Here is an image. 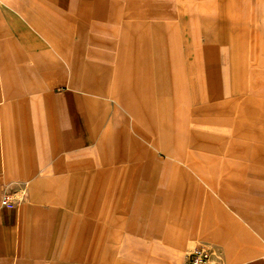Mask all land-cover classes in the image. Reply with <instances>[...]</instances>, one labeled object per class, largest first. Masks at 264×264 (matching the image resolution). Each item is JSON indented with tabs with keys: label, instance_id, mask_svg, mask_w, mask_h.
Instances as JSON below:
<instances>
[{
	"label": "crops",
	"instance_id": "1",
	"mask_svg": "<svg viewBox=\"0 0 264 264\" xmlns=\"http://www.w3.org/2000/svg\"><path fill=\"white\" fill-rule=\"evenodd\" d=\"M95 2L90 16L85 9L74 16L63 14L49 28H40L41 35L31 29L22 32L18 21H2L0 16V264H106V246H102L106 227L100 222L105 218L102 175L121 169L136 173L147 167V160L142 162L138 153L144 151L148 157V149L132 139L129 129L147 138L154 119L152 93L171 94L167 82L164 88L147 73V69L161 70L168 77L169 63L180 61L165 52L154 53L153 26L162 28L166 23L159 20L166 6L156 3L151 10L141 11L140 18H132L133 12H129L124 32L114 34L119 40L108 43L103 32L118 4ZM53 9L55 18L57 10ZM213 22L228 24L224 19ZM87 23L102 33H89ZM63 24L75 27L77 34L73 36L72 31L63 38L57 31ZM206 36L209 47L216 49L214 42L230 34L208 32ZM201 46L189 50V57L182 60L188 65L190 88L207 107H229L233 99L219 97L246 88L235 82L245 76L239 73V59L219 58L215 51ZM141 65L143 77L139 75ZM58 86L65 88L63 94L56 92ZM167 102L170 104V97L161 101L163 105ZM257 103L263 104L247 94L239 104L252 109L251 104ZM166 116L162 123L168 126L171 118ZM93 124L96 126L91 128ZM189 140L192 148L186 157L194 169L207 172L220 164L215 178L206 180L220 188L223 204L214 209L218 204L210 199L208 228L197 229L196 217L191 215L184 216L177 237L147 230L144 246L135 241L124 247L122 253L128 255L122 264H183L189 252L183 254V249L197 239L218 247L225 264H264V130L253 145L229 139L225 155L220 157H208L204 152L219 150L221 140L195 132ZM128 142L136 152L131 157L134 161L126 167L113 166V157L120 161ZM164 149L169 152L168 147ZM76 156L81 158L80 166L74 163ZM75 171L86 179L82 184L85 192L76 201ZM249 172L260 181L251 182ZM24 181L29 182L30 196L20 203L17 191ZM6 193H11V202L5 205L1 200ZM75 206L79 214H75Z\"/></svg>",
	"mask_w": 264,
	"mask_h": 264
},
{
	"label": "rangeland",
	"instance_id": "2",
	"mask_svg": "<svg viewBox=\"0 0 264 264\" xmlns=\"http://www.w3.org/2000/svg\"><path fill=\"white\" fill-rule=\"evenodd\" d=\"M95 1L0 0V16L2 21H10V19L13 22L18 21L22 32L27 31L28 33V30L31 29L35 34L41 35L40 28H49L52 26V22L55 20L58 22L57 19L63 14L71 16L80 9H85L90 16L96 5ZM106 1L109 3L116 1L118 4L116 15L106 21L107 28L103 32L109 39L108 43L115 38L119 40V37L114 34L122 33L125 28L123 24L131 16L129 12H133L132 18H140L141 11L151 10L156 6V3H164L165 14L159 20L166 23H163L162 28L153 26L154 53L165 52L171 59L180 60L169 63L171 71L168 77L165 71L153 70L152 72L147 69L151 81L154 82L156 78L155 83L161 82L164 88L167 82L171 93H152L154 119L150 126L151 133L147 134V138L138 135L137 131H133V128L129 129L132 139L142 142L148 149V157L144 151L138 153L142 157L140 158L142 162L147 160V167L144 166L136 173L125 169H121L122 171L116 169L117 172L108 170L102 175L105 218H102L100 222L106 227V237L102 240V246H106V264H122L128 255L122 253L124 247L134 245L135 241H138L139 246H144L147 230L153 231L155 235L162 231H165L166 235L167 232H170L171 236L177 237L185 224L184 216L188 218L191 215L196 217L195 226L197 229L208 228L210 199L213 198L218 204L217 207L214 206V209H220V204H223L224 199L220 188L212 186L206 180L211 176L215 178V171L220 170L219 162L216 170L207 169V172H202L194 169L193 163L188 160L189 157H186L188 150L192 148V142L188 141L191 133L195 132L210 139L221 140L219 150L204 152V155H208V157L209 155L220 157L225 155L224 151L229 146V139H239L253 145L258 139L259 133L264 130V0ZM51 8H55L54 11L57 10L55 18ZM153 11L155 10L153 9ZM115 17L118 19L116 22ZM213 19H224L228 24L224 25L221 22L217 24L213 22ZM91 27L90 23H87L86 31L94 34L102 33V31ZM57 31L59 35H63V38H66L64 35H69L72 31L73 36L77 34V29L68 24L58 25ZM208 32L230 34V36L215 41L216 49H213V47H209L211 41L206 36ZM201 44L203 45L201 46ZM200 46L203 49L215 51L219 58L234 57L239 59V63H237L240 65L239 73H245V76L235 82L236 86L244 85L246 88L242 93L234 90L219 97V99H233L234 103L229 107L224 109L207 107L203 105V102L197 101L190 88L188 65L182 60L189 57L187 55L189 50H196ZM103 48L110 49L107 46ZM228 51L231 53L227 56L226 52ZM139 72L140 76L145 75L143 68ZM222 79L225 82V78ZM228 83L232 86L233 82L229 79ZM55 90L59 94H63L65 88L58 86ZM75 91L84 93L79 89H75ZM247 94L256 97L263 104H251L252 109L242 108L239 103ZM169 97L170 104L167 102L163 105L161 101L167 100ZM76 101L75 99V105ZM95 101L97 102V98ZM106 111L108 112V110ZM166 114H168V118H171L168 126L162 123L167 117ZM126 115L138 125V120L136 121L127 112ZM229 119H231L230 122H228ZM139 125H141L140 122ZM95 126L96 124H93L91 128ZM244 130L248 132L243 133ZM178 132L182 134H178ZM178 137L180 141H175ZM166 147L169 148V152L164 149ZM133 154L136 152L128 142L126 150H123L122 159L117 162V159L113 157V166H128L130 162L134 161V158H131ZM196 154L199 155V152L196 151ZM80 162L81 158L76 156L74 163L80 166ZM247 176L251 182L260 181L256 180L251 172ZM219 178L220 173H217L215 180L218 181ZM85 180V176L75 171V189L73 190L75 201L80 199L85 192L82 190ZM115 182L117 183L114 184ZM129 186L131 188L126 190ZM30 190L29 182L24 181L17 191V201L21 203L28 198ZM113 190H115L114 193ZM188 191L190 196L187 198ZM113 199H116L117 202L113 203ZM123 199H128V201L125 202ZM79 213L75 206V214ZM155 238L163 239L162 237ZM164 239L167 241V238ZM198 244L212 248L218 259L225 263L218 247L198 239L189 241L183 249V254ZM96 256L98 257V253Z\"/></svg>",
	"mask_w": 264,
	"mask_h": 264
},
{
	"label": "built area",
	"instance_id": "3",
	"mask_svg": "<svg viewBox=\"0 0 264 264\" xmlns=\"http://www.w3.org/2000/svg\"><path fill=\"white\" fill-rule=\"evenodd\" d=\"M2 204L11 202V193H6L2 200ZM183 264H225L215 255L212 248L204 245H195L187 254Z\"/></svg>",
	"mask_w": 264,
	"mask_h": 264
}]
</instances>
